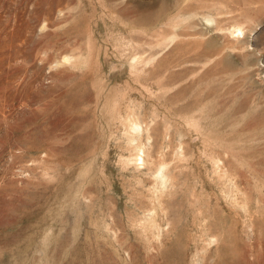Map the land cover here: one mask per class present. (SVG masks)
Wrapping results in <instances>:
<instances>
[{
    "label": "rangeland",
    "instance_id": "obj_1",
    "mask_svg": "<svg viewBox=\"0 0 264 264\" xmlns=\"http://www.w3.org/2000/svg\"><path fill=\"white\" fill-rule=\"evenodd\" d=\"M0 264H264V0H0Z\"/></svg>",
    "mask_w": 264,
    "mask_h": 264
}]
</instances>
